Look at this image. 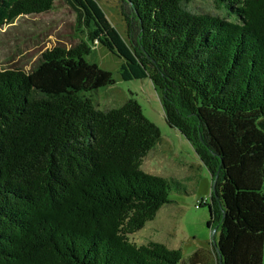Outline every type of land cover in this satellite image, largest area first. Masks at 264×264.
<instances>
[{"label": "trees", "instance_id": "obj_1", "mask_svg": "<svg viewBox=\"0 0 264 264\" xmlns=\"http://www.w3.org/2000/svg\"><path fill=\"white\" fill-rule=\"evenodd\" d=\"M54 1L0 0V27ZM63 1L84 38L29 72L0 68V264H264V0H117L125 37L98 0ZM94 42L121 61V80L150 81L166 126L208 170L196 208L218 232L212 257L131 241L188 192L141 169L162 139L134 98L93 103L114 84L85 59Z\"/></svg>", "mask_w": 264, "mask_h": 264}, {"label": "rangeland", "instance_id": "obj_2", "mask_svg": "<svg viewBox=\"0 0 264 264\" xmlns=\"http://www.w3.org/2000/svg\"><path fill=\"white\" fill-rule=\"evenodd\" d=\"M195 5L209 9L208 0H194ZM98 4L112 26L125 37V23L120 15L117 0H98ZM76 14L63 0H55L46 13L28 15L12 24L0 27V68L29 72L38 63L41 54L53 47L69 49L84 38L75 24ZM80 28V27H79ZM85 59L110 72L114 84L93 94V103L100 109L119 106L134 98L143 114L160 131L161 142L149 151L141 169L149 174L174 177L188 192L173 194V203L161 207L153 220L130 235L132 242L143 244L155 241L168 248L178 249L182 260L201 250L212 257L211 238H218L216 228L208 226V209L196 205L201 200L209 202L211 177L194 154L191 145L164 122L160 101L149 80L123 81L119 76L120 60L94 42Z\"/></svg>", "mask_w": 264, "mask_h": 264}, {"label": "water", "instance_id": "obj_3", "mask_svg": "<svg viewBox=\"0 0 264 264\" xmlns=\"http://www.w3.org/2000/svg\"><path fill=\"white\" fill-rule=\"evenodd\" d=\"M213 185H214V182L212 183V190L214 189V186H213ZM211 239L213 240V236H212V238H211Z\"/></svg>", "mask_w": 264, "mask_h": 264}]
</instances>
